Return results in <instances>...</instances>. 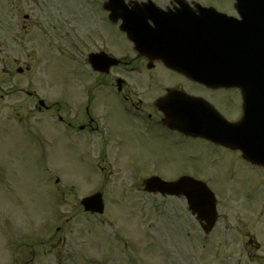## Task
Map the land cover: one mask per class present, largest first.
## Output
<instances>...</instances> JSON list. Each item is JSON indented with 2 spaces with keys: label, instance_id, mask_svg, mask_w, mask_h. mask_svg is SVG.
I'll return each instance as SVG.
<instances>
[{
  "label": "flooded vegetation",
  "instance_id": "flooded-vegetation-1",
  "mask_svg": "<svg viewBox=\"0 0 264 264\" xmlns=\"http://www.w3.org/2000/svg\"><path fill=\"white\" fill-rule=\"evenodd\" d=\"M104 1L95 0L100 8ZM157 1L161 3L162 8L174 7L163 0ZM212 1L215 8L227 14V6L219 4L223 0ZM29 2L0 0V10L3 13H18L23 11ZM39 2L31 0L37 11H40ZM68 18L69 16H66L62 20V33L67 41L71 38ZM92 28H86L81 38L87 53L86 68L79 73L66 71L65 84L60 92L56 91L53 85L54 70L44 71L43 75L35 70L34 75L27 76L26 72L34 71L29 62L25 61L26 69L20 71L22 78L18 80L16 87L18 99L1 107L11 108V113L15 114L22 165L20 169L13 168L6 161L0 160V211L7 210L9 199L13 204V173L23 180L24 176H29L28 169L31 168L33 178L38 157L54 156L56 140L61 138L65 142V153L94 156L101 163L109 162L108 158H111V167L131 172L181 171L183 165L178 159L187 152L184 141H190L192 145L197 144L198 154L209 151V147L199 140L207 142L214 151L228 150L230 155L237 154V150L235 152L224 149L222 145L216 147L205 139L188 137L177 129L168 127L163 110L165 106L161 100L169 91L175 92L178 97L187 93L207 100L226 118L234 121L239 117V112L241 113L242 97L239 91L230 90L235 92L233 95L236 101L228 102L227 88H208L168 68L159 60H149L139 55L119 32L118 25L110 23L106 30ZM15 39L19 40L20 37ZM0 45L1 51L7 50L4 46L6 42H1ZM92 52L106 53L117 59V63L105 69L104 61L102 68L95 70L88 63V56ZM41 76L45 77L46 85L44 81L41 82ZM56 117L58 123L55 122ZM10 118L7 113V119ZM4 126L5 131L12 130V126ZM10 162H13L12 156ZM23 190L21 186V191ZM26 190L29 194L27 188ZM31 192L34 195L33 190ZM3 214L0 213V218ZM256 243L254 238L249 241L253 247L258 246ZM16 252L18 253V249ZM12 264H23L22 255Z\"/></svg>",
  "mask_w": 264,
  "mask_h": 264
},
{
  "label": "rangeland",
  "instance_id": "rangeland-1",
  "mask_svg": "<svg viewBox=\"0 0 264 264\" xmlns=\"http://www.w3.org/2000/svg\"><path fill=\"white\" fill-rule=\"evenodd\" d=\"M64 1L66 0L52 1L55 6L51 8L52 13H49L50 17L58 16L60 3L62 5V11H66L67 9L71 11V21L75 27L82 24V15L84 13L92 14L91 8L88 5H85L84 0H68V6H65L67 4L64 3ZM22 18L24 19V13L23 15H16L14 17L13 22L11 21V31L10 26L7 31H4L3 26L0 23V36L10 37L13 36L12 33L15 31L19 32ZM25 35H35L36 37L38 35V27L34 25L30 29V32ZM36 39L37 40H34L33 44H37L38 42L42 43L44 41L41 35L37 36ZM53 44L57 45L58 42L55 41ZM58 59L63 61V58ZM56 63L57 64H54L56 69H64V64L59 63L58 61H56ZM60 74L63 76V71ZM15 80V77L12 81H9V78H6L2 83L0 80V83L8 90L15 84ZM5 99L11 100V98ZM4 103L3 99H0V104ZM0 121H2L1 118ZM5 143L8 147L11 145V142L9 141H6ZM196 146L197 144L192 145V143L184 145V147L187 148V152H185V154L178 160L188 166L198 168V171H204V173L206 171L213 172L215 175L211 178V185L216 190V193L220 194L223 190H231L236 196L240 195L244 187L251 185V179H257L254 172L246 169L240 161L231 162V166L236 169L234 174H225L227 162L221 164L219 162L208 163L206 158L190 157L189 154L191 152L197 151ZM71 156L72 154L66 153L59 154L55 157V166L60 167L61 171L66 173H64V179L62 180L60 178L57 182L56 180L59 178V174L56 171L52 172V175L56 180L55 184H51V187L54 186L56 191H60V189H64L67 184L70 187L71 183L74 185V182H76L77 186L82 187L88 192L92 191L93 189L91 188L93 187V184L85 182V179H90L88 176V173L91 174L89 166L87 164H84L83 166H80L79 164L75 166L72 164L69 166L68 159ZM171 172L174 174L176 171ZM145 175L146 173H141L140 177ZM261 176L264 177V171H261ZM111 181H115V178H112ZM129 182L130 180L128 179L127 183H125L128 184ZM117 186H119L118 182H111L109 184L107 192L109 196H115L117 194L116 192L120 193L119 189L115 188ZM44 187H46V185ZM47 187L50 188V185ZM79 187H77L78 191L80 190ZM258 188L257 195L264 199V180L259 184ZM73 192L76 193L75 191ZM46 193V190H42V187L39 184L38 192L35 195L36 198L31 203L28 202V204H26L27 209L24 208L23 212H21L22 218H19L18 221L7 223L3 228L8 233L19 232L26 228L39 231L28 232L31 236L40 232H48V235L50 233L52 234L57 232L56 229L59 224L62 225L61 231H59L61 233L59 234L66 233L70 242L60 254L57 253L58 250L53 251L52 254L51 252L46 254L37 253L38 257L36 260L39 262L38 264H58L60 259L62 262L61 264H258L257 260H252L247 263L243 261L245 258H242L240 261L239 252L227 257V238L226 235H224L225 232L222 228L217 229V232L205 234L196 224L193 223L190 217L191 221L188 219L174 218L171 211L165 213L168 217L162 216L156 218L155 216L154 218L144 217L143 219L132 213H127L126 205L122 202L118 207H113V209H118L119 212L113 210L115 217L117 213L118 216L116 218L111 216L113 220L111 222L103 223L101 227V225L99 226L98 224H95V222L97 223L96 220L88 221L87 218L81 214H77L75 218H73L74 211H72V208L69 205L63 203L57 206L59 218L56 217L53 221L52 219L49 220L43 217L44 215H42V213L37 215L38 211L44 210L46 207V204L41 202L43 195ZM121 194H123L127 201L130 200L128 199L129 197L135 196L136 199H140L139 197L144 196L142 195V191L137 189L136 191L133 189L131 191L129 188L125 189ZM14 195L15 194H13V197ZM67 196L68 192L65 197ZM69 196L72 197V193ZM60 198L61 195L57 194L55 200H60ZM13 206L15 205L13 204ZM223 206L224 203L222 202V208ZM27 212L29 214H27ZM67 228L69 229V232H63L65 230L67 231ZM99 228L101 232H98ZM89 229L94 235L86 231ZM86 233L89 235V239L94 245H92V242L86 243ZM24 242L27 243L23 246L25 261L31 259L32 251L35 252L36 249L45 251V248L41 244H30L32 243L31 239L26 238ZM2 243L3 238L0 236V254H2ZM71 249L72 251H70ZM251 252L252 256L254 253H264V247L262 248V251L254 252L252 250ZM254 257L255 256L252 258ZM257 259L259 260V258Z\"/></svg>",
  "mask_w": 264,
  "mask_h": 264
},
{
  "label": "water",
  "instance_id": "water-1",
  "mask_svg": "<svg viewBox=\"0 0 264 264\" xmlns=\"http://www.w3.org/2000/svg\"><path fill=\"white\" fill-rule=\"evenodd\" d=\"M238 1H239L238 3L240 5H246V3H245L246 0H238ZM248 49H249L248 45H245V48H243V51H247ZM95 62H96V59L95 60L93 59L94 65H96ZM186 195H188L189 200L191 201V203H193V206L196 207L197 209H200V207L207 205V206H210L212 208L211 209L212 211L214 210L213 209V203H212L213 199L211 197V194H209L206 189H202V190L199 189L198 192H196V191L192 192L191 191V192H189V194H186ZM214 215H215V213H214Z\"/></svg>",
  "mask_w": 264,
  "mask_h": 264
}]
</instances>
